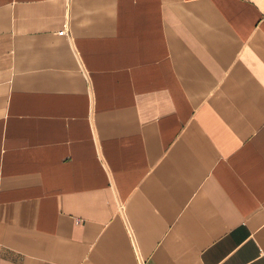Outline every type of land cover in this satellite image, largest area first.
Listing matches in <instances>:
<instances>
[{
    "label": "crops",
    "instance_id": "obj_1",
    "mask_svg": "<svg viewBox=\"0 0 264 264\" xmlns=\"http://www.w3.org/2000/svg\"><path fill=\"white\" fill-rule=\"evenodd\" d=\"M0 264H264V0H0Z\"/></svg>",
    "mask_w": 264,
    "mask_h": 264
},
{
    "label": "built area",
    "instance_id": "obj_2",
    "mask_svg": "<svg viewBox=\"0 0 264 264\" xmlns=\"http://www.w3.org/2000/svg\"><path fill=\"white\" fill-rule=\"evenodd\" d=\"M66 32V28H64L63 30H61L59 33L60 34H64Z\"/></svg>",
    "mask_w": 264,
    "mask_h": 264
}]
</instances>
